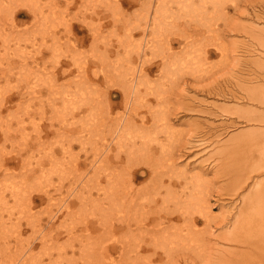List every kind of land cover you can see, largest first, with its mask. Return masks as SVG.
<instances>
[{"label":"bare ground","instance_id":"obj_1","mask_svg":"<svg viewBox=\"0 0 264 264\" xmlns=\"http://www.w3.org/2000/svg\"><path fill=\"white\" fill-rule=\"evenodd\" d=\"M228 1L235 0H28L27 15L16 22H3L0 13V25L9 29L0 36L4 52L13 50L20 66L36 67L27 97L44 95L50 83L46 63L67 80L62 96L46 93L53 109L61 98L59 111L52 117L29 114L37 132L46 124L52 129L54 118L61 121L50 148L46 139L52 135L44 132L5 151L10 122L0 129V238L13 224V215L3 211L20 207L17 238L25 230L37 237L14 264H264V82L241 87L244 106L218 107L219 117L233 118L229 126L243 129L227 139L201 129L198 121L179 119L197 110L196 99L187 95L190 84L199 91L205 80L208 91L217 89L230 71L196 63L203 39L221 31L215 18L226 16ZM53 9L61 14L62 30L37 37ZM132 11L135 21L128 19ZM175 43L180 49L174 50ZM28 45L35 47L23 53ZM258 69L264 71V63ZM40 83L44 88L37 90ZM1 87L0 119L7 121L13 97H3ZM35 102L44 108V96ZM71 118L78 127L71 128ZM56 146L59 168L74 166L73 182L56 197L41 189L31 193L28 179L52 163ZM33 148L34 157L23 162ZM18 173L23 180L9 186ZM53 204L65 211L64 219L74 216L77 222L56 224ZM11 239L0 244V264L11 260Z\"/></svg>","mask_w":264,"mask_h":264},{"label":"rangeland","instance_id":"obj_2","mask_svg":"<svg viewBox=\"0 0 264 264\" xmlns=\"http://www.w3.org/2000/svg\"><path fill=\"white\" fill-rule=\"evenodd\" d=\"M32 1L33 0H31V2ZM92 1L93 0H84V2L82 3ZM31 2H28V0H3V4L0 7V13L1 15H3V22H5L7 19L15 20L19 19V17L21 16L25 17L24 14L27 15V13L25 12V8H28ZM233 3L237 5V10L233 9ZM123 6H127L125 2L123 3ZM44 8H49V4L46 1L44 4ZM225 11L227 12L226 16L220 15L215 18L216 22L219 25L223 24L221 26V31H215L211 33L209 37H205V40L203 39L202 49L196 50V53H198L196 63L223 65V67L230 71H228V74H226L227 76H223L225 80L219 79V89H213L214 91H208V88H205V80L201 83L202 88L199 89V91L195 88V86H193V84H190V87H187V95L196 99L197 103L195 102L196 106H194V109L197 110L189 113H181L182 115H180L181 117L179 118L180 120L188 119L189 122L198 121L200 123L199 126L201 129H205L206 131L220 135L223 137V139H227V137H229L230 135L237 134L243 129L241 126H229V121H231V119L233 120V118L219 117L217 115L220 112L218 107L226 108L231 106L243 105L245 92L241 89V87H244L245 85L261 86L264 82V71L258 69V67L264 63V0H235L234 2L228 1L225 5ZM53 12L54 16L48 21L47 25H45V28L36 34L37 37L41 38L42 34L47 35V33L52 30L59 32L62 30L63 24L60 22L61 14L57 13L54 9ZM135 17L136 16L132 11L128 19L135 21ZM27 19L28 17L24 18L23 20L26 21ZM92 23L97 26V22H95V19L92 21ZM32 24L33 22H29L27 24L29 26L28 28H31L30 26ZM82 25L84 26V23ZM22 28L23 26L18 27V29ZM8 31L9 29H6L3 24L0 25L1 37L8 34ZM118 33H120V31H118ZM138 37L139 35L136 33L134 36L135 42H138L136 41ZM190 38L191 37H189V39ZM175 39L181 38L179 36L175 37ZM61 40L64 41V38H62ZM1 45L2 42H0V46ZM180 45L181 44L178 43L173 44L174 50L180 49ZM34 47L35 46L31 45H28L26 47L23 46V53L32 52ZM1 48L0 55L1 59L3 60L0 61V85L3 87V97H13L12 100L7 102L12 108V111H9L10 120L4 121L5 117L0 119V129L5 128V123L10 122L8 131H10L11 140L5 143L4 149L5 151H9L11 148L17 149L24 147V143L28 144L35 141L38 137L41 138L42 135H44V132H47V135H52V138L46 139V145L50 148L52 145L51 140L54 137L57 138L61 133V129H63L61 126V121H58L55 118L52 120L53 123H55V126L52 128L53 131L48 127L47 124L45 125L44 123L45 126L39 129V131L37 132V130L32 126L29 114L39 115L43 112L42 115L52 117L55 114L56 109L59 111L61 109V103L59 102L61 98H56L57 102L53 105L56 108L53 109L49 105V99L47 98L46 93L48 92L50 96H62V92H64L63 84L67 80H65L63 77L54 76L52 67L53 63H46L45 68H43V66L40 67V69H45L44 72L47 73L50 81V83H47V85H45L47 88H45L44 90V95H41L39 97L40 100H42L43 96L45 98V106L44 108H41L35 102V100L39 98H33L31 97V95L27 97V90L31 89V86L34 84L33 82L30 83V80L32 75L31 71L36 68L35 65L32 67V69L31 66H20L17 64V62H15V58H17L18 56L13 57V50L4 52L3 48ZM81 49L85 48L83 47ZM79 50L80 49L78 48L77 53ZM87 50V53H89L88 48ZM18 53H21V51L19 50ZM62 57L65 56L63 55ZM149 57H151V55H149ZM201 58L202 61H200ZM66 66L74 67V65L72 64H68ZM218 75V73L217 75H212L211 78L217 77ZM19 82L20 86L18 87ZM27 84L29 88H27ZM178 87L180 88V86ZM40 88H44L41 83L36 87V89L38 90ZM177 90L178 88L175 89V91ZM19 91L23 92V96L17 98L15 97V94L19 93ZM185 101L193 102V100L189 98H187V100ZM207 112H212L213 116L206 114ZM36 120L39 121L38 119ZM70 120L72 121L70 122V124H76L75 126L71 125V128L78 127V120H75V118H71ZM174 124L178 125L177 127L179 128L180 121L176 120ZM57 127L61 129H58ZM189 127L190 126L187 124L183 125V128ZM78 149L79 146L74 143L73 152L77 153ZM35 151L36 148H33L28 152L26 151L27 153L22 156L23 162L32 159L34 157L32 154L35 153ZM53 151H55L53 153L54 157L50 158L49 160V162L52 163L46 164L43 171L37 170L33 174V176L28 179L27 182H30L31 185H28L25 188H27L28 190L31 189V193L38 192L33 191L34 189H41L42 191L47 190V192L56 197L58 196L57 194L59 192L62 194L66 193L67 190L65 192L64 189H68L69 183L73 182L74 174L71 173V171L73 170L74 166L66 164L67 170L64 168V165L59 168L61 162L58 161H60V157L62 154L57 146L53 149ZM0 158H2L1 155ZM62 169H64V173ZM23 177L24 176L21 174L13 175L7 180V184L11 186L12 181L19 182L23 180ZM65 178L68 179L64 180ZM71 189L72 188L70 187V190ZM5 193L9 201L12 202L11 198L9 197L10 191L7 190L5 191ZM17 207L18 205L15 207L12 206V208ZM41 207L43 209L44 205H42ZM57 209L58 207L56 206V204H53L52 212L57 211L58 213V217L55 219L57 220L56 224H62L66 221L70 223L77 222L74 221V216H70L68 219L65 217L64 219L63 216L65 215V211H63L62 209ZM23 211L24 207H20L17 211H3L4 215H13V224L8 222V232L4 234L5 231L3 230V236L0 238V244L3 245V242L6 241L10 237V235L11 237L16 238L11 239L12 247L9 248V250L6 249L7 252L11 254V260H5V264H14L17 261V256H20L18 252L21 253V250L25 249L28 245H31V242L34 243L37 241V237L33 239V233L30 230L23 231L21 237L19 236L20 239L19 237L17 238L18 232L20 230L17 227V224L19 216L23 214ZM45 211L46 210L44 209L42 211L43 213L40 212V215L44 214ZM214 211H219V209H214ZM44 221L45 220H43V223ZM20 222L22 223V226L25 225L24 219H21Z\"/></svg>","mask_w":264,"mask_h":264}]
</instances>
